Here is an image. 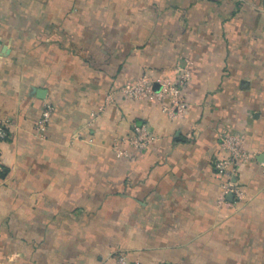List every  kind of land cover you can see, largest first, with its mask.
Masks as SVG:
<instances>
[{
	"label": "crops",
	"instance_id": "crops-1",
	"mask_svg": "<svg viewBox=\"0 0 264 264\" xmlns=\"http://www.w3.org/2000/svg\"><path fill=\"white\" fill-rule=\"evenodd\" d=\"M1 21L0 264H264V0H0ZM186 71L183 111L119 93Z\"/></svg>",
	"mask_w": 264,
	"mask_h": 264
},
{
	"label": "built area",
	"instance_id": "built-area-1",
	"mask_svg": "<svg viewBox=\"0 0 264 264\" xmlns=\"http://www.w3.org/2000/svg\"><path fill=\"white\" fill-rule=\"evenodd\" d=\"M191 74L186 71L180 74L174 80L154 81L143 80L139 83H127L119 90V93L129 100H140L149 96H156L163 113H171L173 109L183 111L185 105V88L189 85ZM51 117V110L44 112L39 123V131L46 132L49 120ZM8 137L7 128L3 125L0 127V143L5 141ZM155 140L146 125L136 124L132 127L130 134L125 139L129 146L142 149ZM243 140L234 134H223L221 136V150L226 155L222 154L213 160V167L216 175L224 179L223 182V197L225 201L227 195L235 194L237 198H242V190L237 184L240 162L249 160L250 156L245 152ZM116 264H133L128 259L127 255L119 253L114 256Z\"/></svg>",
	"mask_w": 264,
	"mask_h": 264
},
{
	"label": "rangeland",
	"instance_id": "rangeland-1",
	"mask_svg": "<svg viewBox=\"0 0 264 264\" xmlns=\"http://www.w3.org/2000/svg\"><path fill=\"white\" fill-rule=\"evenodd\" d=\"M35 26H37V25L35 24ZM0 30H1V31H5V30H6V26H5V24H4L3 21L0 22ZM1 123H2V124H1ZM1 123H0V127L3 126V125L6 127V124H8L7 122H1ZM36 125H37V123H36ZM9 127H10V126H9ZM6 128H7V127H6ZM35 129H36V126H35ZM36 131H37L38 133H40L38 130H36ZM45 134H47V132H46ZM9 137H10V134H9V132H8V137L6 138L5 141L1 142L0 145L3 144L4 142L8 141V140L10 139ZM248 154H249V153H248ZM241 164H242V163H241ZM241 164H240V166H241ZM239 171H240V169H239ZM239 175H240V172H239ZM238 177H239V176H238ZM222 182H224V179H222ZM238 183H239V182H238V180H237V184H238ZM239 186H240V188H241V184H239ZM242 194H243V190H242ZM242 197H243V195H242ZM238 199L240 200V199H242V198H238ZM225 201H226V199H225Z\"/></svg>",
	"mask_w": 264,
	"mask_h": 264
},
{
	"label": "trees",
	"instance_id": "trees-1",
	"mask_svg": "<svg viewBox=\"0 0 264 264\" xmlns=\"http://www.w3.org/2000/svg\"><path fill=\"white\" fill-rule=\"evenodd\" d=\"M6 172H7V170H3L2 172H0V178H3L5 176Z\"/></svg>",
	"mask_w": 264,
	"mask_h": 264
},
{
	"label": "water",
	"instance_id": "water-1",
	"mask_svg": "<svg viewBox=\"0 0 264 264\" xmlns=\"http://www.w3.org/2000/svg\"><path fill=\"white\" fill-rule=\"evenodd\" d=\"M232 198H233V195L230 194L229 197H228V200H232Z\"/></svg>",
	"mask_w": 264,
	"mask_h": 264
}]
</instances>
